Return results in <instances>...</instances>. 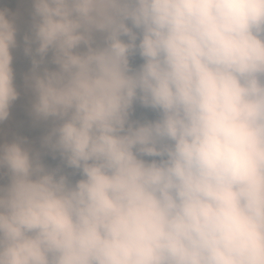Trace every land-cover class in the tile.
Listing matches in <instances>:
<instances>
[{
    "label": "clouds",
    "instance_id": "1",
    "mask_svg": "<svg viewBox=\"0 0 264 264\" xmlns=\"http://www.w3.org/2000/svg\"><path fill=\"white\" fill-rule=\"evenodd\" d=\"M0 264H264V0H0Z\"/></svg>",
    "mask_w": 264,
    "mask_h": 264
},
{
    "label": "trees",
    "instance_id": "2",
    "mask_svg": "<svg viewBox=\"0 0 264 264\" xmlns=\"http://www.w3.org/2000/svg\"><path fill=\"white\" fill-rule=\"evenodd\" d=\"M17 56H21V60H22V62L20 61V65H17V66L24 67L26 64V61L22 57V54L17 53ZM9 125L12 127L14 131H18L21 134L28 135L30 137H35L39 135V129H33L30 126L28 117L26 115V112L23 106V101L20 102L16 108H14L13 117L10 120Z\"/></svg>",
    "mask_w": 264,
    "mask_h": 264
},
{
    "label": "rangeland",
    "instance_id": "3",
    "mask_svg": "<svg viewBox=\"0 0 264 264\" xmlns=\"http://www.w3.org/2000/svg\"><path fill=\"white\" fill-rule=\"evenodd\" d=\"M20 61L22 62L21 56H17V61H16L17 65H20Z\"/></svg>",
    "mask_w": 264,
    "mask_h": 264
}]
</instances>
